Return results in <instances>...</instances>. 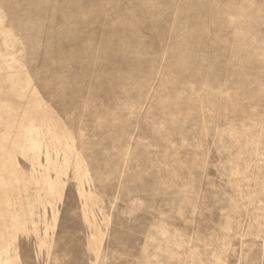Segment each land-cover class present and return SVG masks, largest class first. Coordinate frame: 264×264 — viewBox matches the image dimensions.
Wrapping results in <instances>:
<instances>
[{
	"label": "rangeland",
	"instance_id": "rangeland-1",
	"mask_svg": "<svg viewBox=\"0 0 264 264\" xmlns=\"http://www.w3.org/2000/svg\"><path fill=\"white\" fill-rule=\"evenodd\" d=\"M0 264H264V0H0Z\"/></svg>",
	"mask_w": 264,
	"mask_h": 264
}]
</instances>
